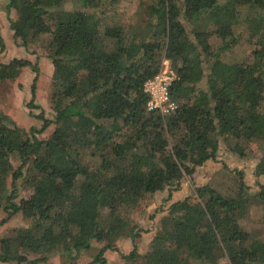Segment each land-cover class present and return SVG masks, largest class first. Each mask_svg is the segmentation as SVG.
I'll list each match as a JSON object with an SVG mask.
<instances>
[{"label": "trees", "instance_id": "trees-1", "mask_svg": "<svg viewBox=\"0 0 264 264\" xmlns=\"http://www.w3.org/2000/svg\"><path fill=\"white\" fill-rule=\"evenodd\" d=\"M129 5L8 0L13 42L41 46L53 68V119L40 111L41 127L26 130L0 113V224L18 213L27 223L0 239V264H46L57 250L78 254L106 237L137 239L142 199L179 190L184 177L216 160L221 140L236 153L264 139V0ZM164 59L178 76L169 87L178 108L165 117L147 111L143 91ZM24 68L37 73L39 64L0 63V80L14 81ZM47 130L45 140L36 138ZM254 176H264V148ZM233 180L224 191L195 187L193 197L172 203L147 251L133 247L124 263L264 264V240L240 223L248 203L264 208V184L251 195L243 173ZM19 189L25 195L14 202ZM108 249L88 264H108Z\"/></svg>", "mask_w": 264, "mask_h": 264}, {"label": "rangeland", "instance_id": "rangeland-1", "mask_svg": "<svg viewBox=\"0 0 264 264\" xmlns=\"http://www.w3.org/2000/svg\"><path fill=\"white\" fill-rule=\"evenodd\" d=\"M130 1L129 11H134L139 0ZM8 0H0V38L4 43V50L0 54V63L6 64L14 58L27 59L33 64H39L37 73L30 68H24L20 76L14 81L0 80V113L8 118L10 122L22 127L26 130L31 127L40 128L42 122L35 118V115L43 111L44 117L53 119L51 110L49 90L53 76V68L41 49V46H30L28 49L18 47L14 42L9 28V20H15L16 13L14 9L6 10ZM126 3L117 4L118 10L121 12ZM69 7V5H66ZM113 12V11H112ZM112 12L106 13V18L112 15ZM245 38V35L243 36ZM242 38V43L245 44ZM252 48H246L243 58L247 57ZM249 50V51H248ZM248 51V52H246ZM36 77V81L34 79ZM34 82V96L31 90ZM33 102L39 105L41 110L32 109L28 104ZM51 130H47L42 134L36 135L39 140H45L50 135ZM262 143H253L248 146L238 147V152L231 151V144L221 140L217 158L215 161H208L203 166L197 168L192 177H184L179 186V190L166 189L163 192L146 196L139 202L135 212L138 215L136 219L141 229L140 237L134 240L117 239L106 237L102 242L95 243L93 247L87 251L75 252L69 255L62 251H54L46 264H88L90 263L100 249L105 245H112V249L105 250L104 257L108 264H125L122 255H129L134 248L137 253L144 254L149 246V242L154 233L160 228L163 217L168 212V207L177 201L187 197H193L194 188L209 185L212 188L224 191L233 186V173H243L244 183L249 189L251 195L258 192L259 184H264V176L255 177L254 169L261 157L262 148H264V139ZM244 157L240 156L239 151ZM12 164L17 165L18 162L12 159ZM20 192L13 199L18 202L25 192ZM171 192V198H169ZM5 204L0 207V222L6 217L4 212ZM244 216L241 219V227L248 232L255 233L264 240V208L253 204H247ZM27 227V223L18 213L12 216L5 224H0V239L12 233L16 229ZM128 264V263H126Z\"/></svg>", "mask_w": 264, "mask_h": 264}, {"label": "built area", "instance_id": "built-area-1", "mask_svg": "<svg viewBox=\"0 0 264 264\" xmlns=\"http://www.w3.org/2000/svg\"><path fill=\"white\" fill-rule=\"evenodd\" d=\"M177 79L176 72L170 67L169 62L164 59L159 72L143 85V91L148 96L147 111H157L163 117L175 112L178 104L171 99L169 87Z\"/></svg>", "mask_w": 264, "mask_h": 264}]
</instances>
